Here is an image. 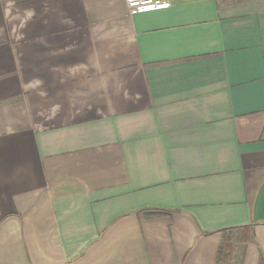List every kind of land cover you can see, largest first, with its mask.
Segmentation results:
<instances>
[{
	"label": "crops",
	"instance_id": "1",
	"mask_svg": "<svg viewBox=\"0 0 264 264\" xmlns=\"http://www.w3.org/2000/svg\"><path fill=\"white\" fill-rule=\"evenodd\" d=\"M0 264H264V0H0Z\"/></svg>",
	"mask_w": 264,
	"mask_h": 264
},
{
	"label": "built area",
	"instance_id": "2",
	"mask_svg": "<svg viewBox=\"0 0 264 264\" xmlns=\"http://www.w3.org/2000/svg\"><path fill=\"white\" fill-rule=\"evenodd\" d=\"M126 4L131 11H147L156 4V0H126Z\"/></svg>",
	"mask_w": 264,
	"mask_h": 264
}]
</instances>
